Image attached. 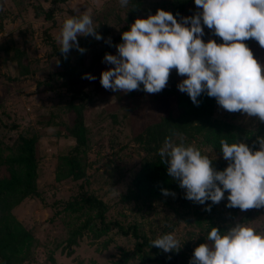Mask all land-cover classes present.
<instances>
[{"label": "rangeland", "instance_id": "rangeland-1", "mask_svg": "<svg viewBox=\"0 0 264 264\" xmlns=\"http://www.w3.org/2000/svg\"><path fill=\"white\" fill-rule=\"evenodd\" d=\"M179 1L129 0L128 5L122 7L118 0H65L60 4L62 10L54 14L55 24L50 26L44 11L36 14L34 10L35 6L46 10L50 0H0V177L23 172L21 166L10 161L18 154V134H34L37 140L35 184L42 199L27 195L13 204L7 213L11 220L33 232L30 250L34 252L35 260L28 264H112L125 251L133 250L134 238L123 236L115 229L101 235L87 229L77 235L74 244L69 243L71 231L93 215L62 208L63 202L76 194L80 183L87 192L104 201L107 220L118 218L126 224H137L148 239L147 251L152 239L172 232L181 245L172 251L176 264H188L193 249L205 241L207 230L213 225L223 231L230 224L241 221L264 232V206L244 211L226 207V193L225 199L218 203L205 201V204H211L210 210H205L204 204L186 199L178 184L169 188L175 196L161 193L149 200H137L124 195L131 173L146 155V126L168 113L177 115L180 112L173 90L180 92L177 83L183 77L173 68L165 87L156 93H147L142 87L126 93L105 89L99 83V75L112 65L105 63L103 56L106 52L115 53V47L107 50L109 43L106 41L120 34L134 2L154 13L157 8L170 11ZM187 9L189 12L184 15L196 11L194 0ZM85 11L98 25L96 30L102 39L78 35L77 41L85 51L81 53L72 48L67 53L71 63L84 69L75 84L81 90L78 95L85 92L89 96L75 100L83 106L88 141L82 154L86 162L85 176L73 179L68 175L64 161V155L74 143L64 131L65 124L73 117V112L68 109L71 93L65 79L58 75L61 70L59 58L48 40L58 46L55 37L62 21ZM208 38L217 42L221 39L204 27L202 39ZM245 43L254 57L264 64V47L251 38ZM84 73H91L96 79L82 78ZM195 123L196 119L190 118L189 123L168 138L199 149L203 155L218 162L216 169H223L227 161L212 145L215 131H235L237 140L253 150L259 147L257 137L264 136V122L240 111L228 112L216 101L209 122L199 127H195ZM125 264L150 263L130 255Z\"/></svg>", "mask_w": 264, "mask_h": 264}, {"label": "clouds", "instance_id": "clouds-1", "mask_svg": "<svg viewBox=\"0 0 264 264\" xmlns=\"http://www.w3.org/2000/svg\"><path fill=\"white\" fill-rule=\"evenodd\" d=\"M127 6L129 0H118ZM196 11L177 19L171 11L157 8L154 13L139 16L121 32L115 53L106 52L103 61L112 66L102 70L99 83L105 89L129 92L142 87L147 93L161 91L174 68L183 78L177 88L187 93L193 104L205 94L214 97L218 106L228 112L240 111L264 122V64L254 57L245 40L251 38L264 47V0H194ZM203 25V26H202ZM88 12L66 17L55 37L61 54L76 48L85 49L78 35L102 39ZM204 27L213 38L202 39ZM111 46L110 38L106 41ZM82 78L96 79L91 73ZM259 147L251 149L241 140L220 139V151L227 161L216 169L211 159L199 149L175 143L165 137L158 149L168 175L184 190V197L204 204L225 199L226 207L241 211L264 206V136H258ZM164 196L175 192L162 188ZM172 232L150 241L164 252L181 245ZM188 264H264V232L236 221L225 230L211 226L205 241L198 244Z\"/></svg>", "mask_w": 264, "mask_h": 264}, {"label": "trees", "instance_id": "trees-1", "mask_svg": "<svg viewBox=\"0 0 264 264\" xmlns=\"http://www.w3.org/2000/svg\"><path fill=\"white\" fill-rule=\"evenodd\" d=\"M64 1L50 0V5L46 10H43L41 6H35V13L38 14L40 10L44 11L45 18L50 22V26L54 25V14L56 11L62 10L60 4ZM190 2L191 0H180L170 11L179 20L181 16L189 12L187 5ZM147 10V7L134 2L127 13L124 24L120 28V34L122 31L127 30L136 17L148 15L150 12ZM120 34L111 40V46L108 44L107 50L120 42ZM47 36L49 37L50 35L48 34ZM48 43L52 45L59 58L61 70L58 75L65 79L67 90L71 93L68 109L73 112V117L70 123L65 124L64 131L73 138L74 143L64 155V161L68 166V175L73 179H81L85 176L86 162L83 161L82 154L85 152L88 133L82 112L83 106L75 102V100L88 98L89 96L85 92L79 96L78 93L81 90L75 84L84 69L77 68L71 63L67 54L65 58V55L61 54L58 46H55L53 41L48 40ZM173 93L176 94L180 112L177 115L168 113L162 116L159 121L146 126L144 130L146 155L140 161L139 167L131 173L130 183L124 195H131L137 200L140 198L149 200L160 195L162 188H174L178 183L168 175L166 171L167 165L161 162L158 155L161 143L165 140V137L170 136L172 132L189 123L190 118L196 119L195 127L209 122L215 105L214 97L201 94L198 97L200 103L195 105L187 93L175 92L174 90ZM215 132L212 145L217 149L220 148V139H225L227 142H235L238 139L237 132L232 130L219 129ZM16 142L18 154L15 157H11L10 161L21 166L23 172L21 175L11 173L9 176L0 177V264H28L35 260V254L30 250V242L34 239L33 232L24 228L18 221L11 220L7 213L13 204L27 195L42 199L35 184L37 177V140L34 134L20 132ZM217 163V161L211 160L214 168H216ZM62 208L79 213H93L92 216L83 220L71 231V235L68 238L69 243L73 242L74 244L77 235L82 234L87 229L96 230L99 235L115 229L117 233L123 236H132L134 244L133 250L125 251L112 264H125L130 255H137L141 262L150 264H176V256L172 251L162 252L156 246H151L148 251L145 249L148 239L139 230L135 222L126 224L118 218L107 220L104 201L96 195L87 192L82 183L78 186L76 194L63 202Z\"/></svg>", "mask_w": 264, "mask_h": 264}]
</instances>
